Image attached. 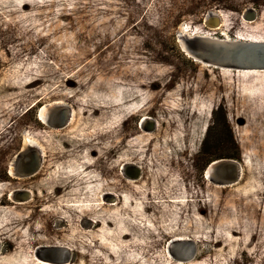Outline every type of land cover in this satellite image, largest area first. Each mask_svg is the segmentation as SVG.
Returning <instances> with one entry per match:
<instances>
[{
	"label": "rangeland",
	"instance_id": "374dc122",
	"mask_svg": "<svg viewBox=\"0 0 264 264\" xmlns=\"http://www.w3.org/2000/svg\"><path fill=\"white\" fill-rule=\"evenodd\" d=\"M70 8L78 14L64 16ZM247 10L255 22L242 19ZM209 12L218 19L208 20ZM181 27L193 37L264 41V0H0V188L7 199L19 191L30 199L3 206L0 228L19 216L26 224L16 249L0 240V264H32L41 245L71 248L67 264H264V72L195 62L181 49ZM106 36L114 39L110 48L95 53ZM34 41L39 51L22 57ZM128 91L143 95L126 113L84 105ZM47 103L66 104L60 108L73 125H43L38 112ZM143 106L147 111L136 112ZM224 114L244 176L223 187L206 170L232 141ZM25 137L46 162L37 176L20 180L11 167ZM92 139L99 149L112 140L119 147L100 161L83 143ZM83 163L97 180L52 198L51 188ZM231 173L220 168L216 176L228 181ZM174 238L192 242V260H175Z\"/></svg>",
	"mask_w": 264,
	"mask_h": 264
},
{
	"label": "trees",
	"instance_id": "16d2710c",
	"mask_svg": "<svg viewBox=\"0 0 264 264\" xmlns=\"http://www.w3.org/2000/svg\"><path fill=\"white\" fill-rule=\"evenodd\" d=\"M100 1V0H99ZM127 2H131L132 0H125ZM95 2V1H94ZM30 2H25L23 4V6H26L28 5ZM96 5L98 3L95 2ZM94 3V5H95ZM92 4V3H91ZM30 5V4H29ZM92 6V5H91ZM122 10V8H121ZM143 11H144V8H142L141 6L138 7L137 9V12L139 14V16H142L143 14ZM64 13V16H74V15H77L78 14V11L74 10V9H65V12ZM223 18V16H221ZM132 22L134 20H131ZM137 24H134L132 25V28H136L137 29ZM37 38V37H36ZM39 39V37H38ZM38 39H33V40H38ZM114 39H111L109 38V36H106L104 38V40L101 42V44L99 46H97L96 50H95V53H102L105 49H109L111 44L110 42H113ZM257 41H260V40H257ZM38 42L39 41H34L30 44V46L28 47H23L20 54L22 57H29L33 52L39 51V48H38ZM108 45L107 47H105V45ZM94 53V54H95ZM251 73H256V72H251ZM39 79V78H38ZM36 79L37 81H40ZM35 80V81H36ZM143 95V92L140 91V92H134V91H128L127 93H123L122 95H117L116 96V100L114 99V95H108V97L106 96H101V97H97L95 98L94 100L84 104L85 106H89L91 107V109L93 110V113H96V112H109V111H113L114 109H118V110H122L124 113L128 112L129 111V104L132 103L133 100L137 99L140 94ZM70 97H73L70 96ZM144 107H141L139 109H137L136 112H145L147 110H144ZM134 110V109H133ZM131 110V111H133ZM195 112V111H194ZM191 114H194L193 112H190ZM197 113V112H196ZM201 116L203 113H199ZM147 115H144L143 117H145ZM201 116L197 117L195 115H191V118H190V121H195L197 122L198 120L201 119ZM41 122V121H40ZM73 122H74V119H73ZM73 122L71 123V125L69 127H71L73 125ZM42 123V122H41ZM226 123L225 125V128H226V131L230 134V140L231 143L229 144L228 147H226V149H228V152L226 153H221V154H215L213 155V153L215 152H211V149L208 150V145H207V149L205 150V153L206 155H213L212 158L214 159H217V160H221V159H231V160H237V161H241V158L238 154V148L237 146L235 145V142L233 141V137H232V134L230 132V130L228 129L229 127H227V117L226 115L224 114V124ZM43 124V123H42ZM44 125V124H43ZM98 135H102L101 132H99ZM110 138L114 139L115 137V134L112 133L109 135ZM96 140V139H95ZM95 140H90L88 142H83L84 144H87L89 147H90V151L92 152H97V159L102 161L103 159L106 158L107 154L108 153H111V152H114V150H116L119 145L117 144V142H115L114 140H112V142H110L109 144H105V146L102 148V149H99L98 148V143H94ZM206 148V146H205ZM225 149V147H224ZM70 151H68L69 153ZM89 158H91L90 156L87 157L84 162H87L89 161ZM216 160H214L215 162ZM46 162V160H45ZM117 162H120V160H117ZM103 165H105V163H103ZM110 166H112L110 164ZM45 167V165H44ZM43 167V168H44ZM107 167V165H106ZM244 176V175H243ZM97 176L94 174V171L91 170L90 166H88L87 164H84L83 163V169L79 172H77L76 174H67V175H64L61 177L60 179V183L57 184V189L56 187H52L51 190L48 192V194L52 197V198H56V196L60 193H66V195L68 194H71V193H74L76 192V188H78L79 191H82V188L81 186L84 185V183H92V182H95L97 179ZM76 187V188H75ZM3 188H0V213L4 212V211H7L8 207H3V206H10L11 203L9 202V200L7 198H5V196L3 195ZM93 210H95L94 208H92ZM84 217H89V218H96L97 220H100V223L102 224V221H101V218L100 217H96L95 215L93 214H82L80 216V220ZM62 218H65V219H68L67 217H64L62 216ZM25 218L22 217V216H19L17 219H15L9 226V228L7 229H3V228H0V240L2 242H4L8 248H13V249H16L17 248V239L20 238V233H22V228H20V226L26 224ZM57 219V218H56ZM28 229L30 231H33L35 230V228L33 229V225L29 226ZM49 231L51 232H58V233H62L63 231L65 230H62V231H57L56 229H51L50 227H48ZM98 231V229H97ZM93 235H95V231L92 232ZM36 241H39L41 240L39 237L34 239ZM96 243H98V239L95 240ZM56 246H61V245H56ZM76 251H79L81 253V247L80 245H78L77 247H74ZM71 249V248H70ZM15 251V250H14ZM92 257H96V255H92ZM34 258V257H33ZM36 262V264H42L40 262H38L37 260L33 259V263Z\"/></svg>",
	"mask_w": 264,
	"mask_h": 264
},
{
	"label": "water",
	"instance_id": "95a60500",
	"mask_svg": "<svg viewBox=\"0 0 264 264\" xmlns=\"http://www.w3.org/2000/svg\"><path fill=\"white\" fill-rule=\"evenodd\" d=\"M251 12V19L256 20L257 15L253 10ZM245 13V17L248 13ZM208 20H216L213 12L207 14ZM184 41V43H182ZM180 46L182 51L195 62L207 65L209 67L225 69V70H240V71H264V43L256 42H241L229 41L228 39H219L209 36H194L190 38L183 37L180 39ZM31 148H29V152ZM23 153V152H22ZM21 154V153H20ZM18 166V163H17ZM241 165L234 160H218L213 162L206 170L210 173L211 180L217 184L218 181L222 182L219 185L236 184L239 179V167ZM220 168H225L235 173L227 182L224 179L217 178L216 174ZM30 174H35L36 170H32ZM177 246L169 248L172 251L176 260L182 262H189L195 257L194 246L188 243L191 241H178ZM189 249V254L183 256L180 253L182 248ZM179 253V254H178Z\"/></svg>",
	"mask_w": 264,
	"mask_h": 264
},
{
	"label": "bare ground",
	"instance_id": "6f19581e",
	"mask_svg": "<svg viewBox=\"0 0 264 264\" xmlns=\"http://www.w3.org/2000/svg\"><path fill=\"white\" fill-rule=\"evenodd\" d=\"M247 13L248 14L245 17H242V19L245 22H247V23L255 22L256 20H254V21L253 20H249V18L251 19V12L248 11ZM213 15L215 16V19H218V15H217L216 12H213ZM219 23H221V22L219 21ZM212 26L215 27V29L219 28V24L218 25L212 24ZM179 34H180V39L181 40H182L183 37L190 38V37H193V35H194V34L190 33L187 29H185L183 27H181V29L179 31ZM224 34L227 35L226 33H224ZM200 35L209 36L208 34H204V35L200 34ZM209 37H211V36H209ZM227 39L229 41H234V42L235 41L243 42V40H244V39L232 40L231 38H227ZM247 41H250V40H247ZM251 42L264 43V41H257V40H253ZM182 43H184V41H182ZM236 71H240V70H236ZM241 72H264V71H241ZM65 105L63 103H47V104L44 105V107L42 109L40 107L39 112H38L39 121H41L45 126H48V127L52 128V129L61 130V129L68 128L71 125V123L73 122L74 118L70 117L69 114L67 116L66 115L67 112H63L64 109L61 110V108H65ZM143 118H145V119L142 121L141 128H145L146 129L147 127L150 126V121H149L148 116H145ZM151 122L153 123V121H151ZM26 136H27V134H26ZM33 144H34V141H32V139L27 137L26 140H25L23 153H21L18 156H16L14 158V160H13L12 167H11L12 175L16 174L15 177H17L20 180H25V179H29V178H32L34 176H37L40 173V171L42 170V168L44 167L43 164H44L46 159H44L43 155L39 154L38 152H36V155L35 154L33 155L31 152L28 151L29 148L33 147ZM34 146H35V144H34ZM37 159L39 160L40 163L37 161ZM17 163H18V166H17ZM32 170H36V173L35 174H30L32 172ZM128 171L130 172L129 168H128ZM234 175H235V173L232 172L231 173V177H233ZM243 175H244V172H243L242 167L240 166L239 167V179H238V181L243 178ZM206 178L208 180L212 179L210 177V173L209 172H206ZM219 183H222V182L218 181L217 184L219 185ZM219 186H223V185L220 184ZM107 196L109 198L110 195L107 194ZM8 199L10 201H12L13 203H17V204H26L30 200L25 195L24 192H20V191L16 192L14 196L9 197ZM174 241L175 242H178V241H182L183 242L185 240L181 239V238H174ZM4 251H5V245H3V243L0 241V252L4 253ZM70 251H71L70 248H67V247H64V246H56V245L44 246V245H41L39 247V249L37 251H35L33 257H34L35 260H37L38 262H40L42 264H67V262H69L71 260L70 259L71 256H69V254L71 253ZM189 251H190L189 249L182 250V252L180 254L183 255V256H187L189 254ZM169 252H170V250H169ZM170 253L173 256L172 251ZM55 254H57V255L59 254L61 257L58 258V259H54L55 258L54 257ZM64 259L67 260V262L63 261ZM177 261L180 262V263H186V262H182V261H179V260H177Z\"/></svg>",
	"mask_w": 264,
	"mask_h": 264
}]
</instances>
